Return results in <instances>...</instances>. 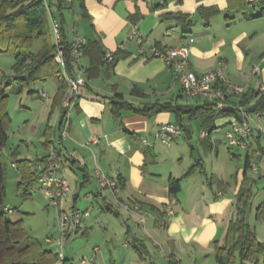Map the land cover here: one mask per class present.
Masks as SVG:
<instances>
[{
    "label": "crops",
    "instance_id": "1",
    "mask_svg": "<svg viewBox=\"0 0 264 264\" xmlns=\"http://www.w3.org/2000/svg\"><path fill=\"white\" fill-rule=\"evenodd\" d=\"M44 2L51 39L53 21L67 41L76 34L86 39L79 60H69L72 72H80L84 82L75 102L63 109L61 104L53 103L59 88L54 76L48 74L25 83L14 81L17 88L26 84L30 93L47 87L51 96L47 93V100L38 96L41 103L47 101L39 118L40 126L44 125L39 134L44 149L35 148L34 159L22 155L19 146L11 154H18L16 160L29 159L34 169L54 149L59 175L67 182L70 179L65 210L88 212L78 226L63 236L86 239L74 241L78 244L75 249L68 246L62 250V264L72 254H81L84 260L86 254L90 260L85 264H218L215 246L225 242L228 224L236 216L243 163L233 172L222 167L209 176L198 157L188 169L178 170L177 149L171 142L180 136L185 138L193 157L196 148L190 139L191 120L195 118L203 149L219 157L220 139L229 146L223 131L235 117L223 110L230 101L239 103L241 95L230 96L226 103L213 102L216 110L211 119L190 117L185 111L180 127L173 108L158 111L157 105L169 103L187 110L212 101L185 96L180 85L172 81L165 63L151 55V47L190 45V70L202 73L224 60L228 80L256 89L264 84V61L260 60L264 52V0H64L60 7L58 0ZM133 32L143 38L141 43ZM189 38L193 42L189 43ZM103 51L113 52V65L101 62ZM255 64L260 72L253 76ZM3 80L0 78L2 83ZM36 80L40 84L29 86ZM119 95L126 103L117 107L113 101ZM253 103L254 98H250L245 106ZM65 121L67 133L61 137ZM248 121L254 135L241 148L243 156L231 153L230 159L244 160L245 153L250 152L255 158L260 154V163L264 157L259 149L264 147V117L250 114ZM165 123L180 130L171 144L155 136ZM210 126L217 129L216 135L213 129L202 136L201 131ZM32 134L20 140L27 143L28 152ZM93 138L97 141L91 142ZM162 158L169 161L165 170L159 166ZM11 165L16 167V161ZM97 168L116 181L115 189L101 186ZM260 173L264 175V171ZM250 174H254L252 170ZM172 180H178L180 186L174 194L169 188ZM260 205L261 202L254 206L251 202L247 215L256 236L257 227L248 217L257 221L256 209ZM90 232H96V236L88 240Z\"/></svg>",
    "mask_w": 264,
    "mask_h": 264
},
{
    "label": "trees",
    "instance_id": "2",
    "mask_svg": "<svg viewBox=\"0 0 264 264\" xmlns=\"http://www.w3.org/2000/svg\"><path fill=\"white\" fill-rule=\"evenodd\" d=\"M63 2L64 0H58L59 7ZM60 30L62 31L61 27ZM61 36L63 43L67 46L69 41L65 39L62 32ZM34 39L42 40L41 46L35 51L30 47ZM0 44L2 45L1 50L11 51L15 58L12 65L14 75L6 79L2 72L0 74V78L5 80H3L5 82L3 85L0 81V94L3 95V87L11 81L17 80L19 83H25L36 77L44 78L49 74L54 76L59 84L53 103L60 105L67 90V81L60 67L58 70L48 68L51 62L54 61L56 46L49 34L47 4L44 0H0ZM103 53L104 51L100 57L102 63L106 62L102 59ZM115 61L116 57L114 56V59L107 63L113 65ZM67 67L68 72L72 74L69 60H67ZM40 69L42 70L37 75V71ZM240 95L241 100L238 104L244 106L248 111L259 110L262 112L264 110V91L249 88ZM230 96L227 98L229 99ZM250 98H254V103L246 107L245 105ZM113 103L115 106L120 107L126 102L119 95ZM231 104H237V102L230 101L227 103L223 113L239 117L238 111L230 107ZM214 105L213 102H205L202 106L185 110L178 105L163 103L157 105L156 109L161 111L173 108L178 118L177 125L183 127L182 117L186 112L190 117H207V119H211L214 117L216 110ZM150 108L152 107H145V109ZM9 121L8 114L0 108V264H59L57 251L44 248L38 239L28 235L21 220L8 219L5 215L6 212L2 209L5 193V162L2 158V150L9 138ZM213 129L215 128L210 126L208 130H205L209 133L208 131ZM259 149L264 153V147L260 146ZM16 163L21 177L18 184L26 192L28 185L36 181L37 171L35 168L32 169L29 159L20 158L16 160ZM253 165L256 166L255 155L246 152L243 160V178L236 197V216L228 224V237L225 242L215 246V259L218 264H236L237 262L238 264H248L249 261H257L258 257L264 252L263 242L258 240L254 228L247 220L253 197V187L259 180L263 181L262 189L264 192V175L259 172L258 168L256 174H250ZM169 188L171 194L178 192L180 188L179 181L172 180ZM255 219L257 221L264 219V200L256 209Z\"/></svg>",
    "mask_w": 264,
    "mask_h": 264
},
{
    "label": "rangeland",
    "instance_id": "3",
    "mask_svg": "<svg viewBox=\"0 0 264 264\" xmlns=\"http://www.w3.org/2000/svg\"><path fill=\"white\" fill-rule=\"evenodd\" d=\"M82 29L81 32L83 31ZM50 35L52 36L51 29ZM41 41V39H34L30 46L31 49L35 51ZM1 48L2 45L0 44V72H2L3 76L7 79L15 73L12 67L15 58L11 51H3L1 50ZM48 68L58 70L59 66L55 61H52ZM41 70L42 69L37 71V75L40 74ZM40 82V80L30 82L29 86L40 84ZM47 82H51V79H47ZM3 83L5 82L3 81ZM16 86L18 85L13 81L12 83H9L5 87H3L5 97L4 95L0 94V108L2 111L7 112L10 117V121L8 124L9 138L2 150V158L5 162V193L3 196L2 205L8 206L12 209V212L5 214L8 219L13 221L21 220L28 235L38 239L44 248L54 249V246L51 244H47L44 239L47 236H53L54 238H57L59 236L60 223L58 220L57 209L49 204L48 199L44 196L37 182L28 185L27 191L25 192L23 187H20L18 184L21 177L19 175L17 166L13 167L11 165V162L16 161V158L18 156V154L17 156L12 155L11 150H13L17 146L20 147L19 151L22 155H27L31 159L35 158V148L38 150L44 149L39 136V134H41L43 131L44 125L40 126L39 118H41V114H43V109L46 108L47 103L45 102L47 101L41 103V100L40 98H38V96L39 91H44L51 96V89L45 86L46 88H44V90L41 89L30 93L29 87L26 86V84H22L21 86H19V88H17ZM32 88L37 89V86H32ZM261 117H264V115H261ZM191 126L193 132L190 142L196 148L193 157L190 156V148L185 138L180 136L171 142L173 145H176V158H179V161L177 160L179 163L176 164V169H188L194 164L195 160H197L198 157L202 159L204 168L208 172L209 176L211 175V173L216 172V169H220L222 167L226 171L233 172L238 167L242 166L243 159L234 158L231 160L230 154L238 153L242 157L244 154L243 149L232 145L228 146L224 140L220 139L221 143L218 144L220 155L219 157H216L214 151L212 153L210 151L204 150L202 144L199 141L198 120L195 118L192 119ZM216 130L217 129H214L212 131V134L216 135ZM29 133H35V135L32 134V143L29 144L28 142V146L31 149L28 152L26 150L27 143H23L20 140L21 137H27ZM261 141L262 143H264L263 136L261 138ZM157 142L160 143L159 141ZM42 152L43 151H41V154ZM147 165L149 166L151 165V163H147ZM159 166L163 170H165L169 166V161L165 158H162L159 161ZM256 167L258 168L259 172L264 171V157L262 158L260 163H256ZM68 182L70 186V179H68ZM262 184L263 183L261 181H258L253 187V197L251 200L253 206L258 205L264 200ZM248 218L250 219L252 225H256L257 238L264 244V221H254V218L252 219L251 215H249ZM94 235L96 236V232H90L88 235V240L90 238H93ZM77 239L84 241L86 239V236H79L74 239L63 237L62 250L64 251L68 246H71L72 249H75L78 244L74 241H77ZM78 255L72 254V256H69V260H67L65 264H80L79 262L82 257L81 254ZM85 259L87 260V262H89L90 260V258H88L86 254ZM58 263L62 264L61 259H59ZM236 264H238V262ZM248 264H264V252L258 257L257 261H249Z\"/></svg>",
    "mask_w": 264,
    "mask_h": 264
},
{
    "label": "built area",
    "instance_id": "4",
    "mask_svg": "<svg viewBox=\"0 0 264 264\" xmlns=\"http://www.w3.org/2000/svg\"><path fill=\"white\" fill-rule=\"evenodd\" d=\"M52 31L53 40L56 46L53 58L56 64L61 68L67 81V90L62 98L61 106L63 109H68L78 97V88L83 84L84 80L80 72H73L72 74L68 72L67 60H79L86 39L76 34L66 46L63 43L60 26L55 21L52 22ZM132 35L136 36L138 43L143 41V38L136 32H133ZM193 40V38L188 39L189 43L193 42ZM189 51L190 45L187 44L164 48H159L154 45L151 47V55L161 59L165 63L171 72L172 81L180 85L185 96L202 97L215 103H226L228 96L240 95L245 92L246 87L244 85L233 83L227 79L225 75L226 64L224 60H220L219 65L216 68L202 73H196L193 70H190L188 67ZM102 59L106 62H111L114 59L113 52L104 51ZM260 60L264 61V53L261 55ZM259 72V65H253L251 69L252 75L256 76ZM256 89L264 91V84L261 83ZM39 96L41 100L48 99V95L44 91H40ZM230 107L238 111L239 117L231 119L229 122V128L224 131V136L229 145L245 148L246 141L254 135V128L249 123L248 117L252 114L256 118H260L262 112L259 110L250 112L238 103L231 104ZM66 126L67 122L65 121L64 128L61 131V137L65 136L67 133ZM179 131L178 127L165 123L160 126L155 136L162 142L169 144L172 141L174 134ZM207 134L206 130L201 131L202 136H206ZM96 141V138L91 139V142ZM35 169L37 171L36 182L44 196L48 199L49 204L57 209L58 220L60 223L59 236L57 238L47 236L44 240L48 244H54L58 256L62 258V237L65 236L66 232L71 227L78 226L83 216L88 215V212L79 209H74L70 212L65 210L69 185L67 180L58 173V161L54 149L51 151L46 161L43 163H36ZM252 171L254 174L257 173V167L255 165H253ZM96 173L102 187L111 189L116 188V181L109 178L101 168H97ZM125 206L128 207L127 205ZM2 209L6 213L12 212V209L5 205L2 206ZM85 263L86 260L84 259L80 261V264Z\"/></svg>",
    "mask_w": 264,
    "mask_h": 264
},
{
    "label": "water",
    "instance_id": "5",
    "mask_svg": "<svg viewBox=\"0 0 264 264\" xmlns=\"http://www.w3.org/2000/svg\"><path fill=\"white\" fill-rule=\"evenodd\" d=\"M259 158H260V154H257V155H256V158H255V163H258Z\"/></svg>",
    "mask_w": 264,
    "mask_h": 264
}]
</instances>
